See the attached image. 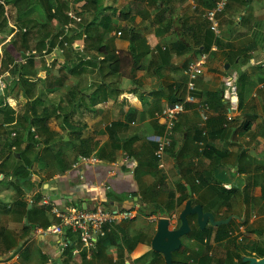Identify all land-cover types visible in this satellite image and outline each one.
Segmentation results:
<instances>
[{"label":"crops","instance_id":"obj_1","mask_svg":"<svg viewBox=\"0 0 264 264\" xmlns=\"http://www.w3.org/2000/svg\"><path fill=\"white\" fill-rule=\"evenodd\" d=\"M76 1H69L66 13L81 17L76 12L82 1ZM207 9L199 0H97L82 19L67 14V23L53 21L63 32L51 47L46 40L41 51L45 63L30 68L36 71L34 80L40 82L39 87L31 88V99H38L33 106L26 98L22 110H15L8 100L18 101L17 97L5 93L7 86L0 89V107L8 105L15 116L25 111L36 116L52 112L43 127L32 128L33 147L22 158L32 160V165L29 188L19 199L28 203V208L34 206L31 219L36 224L57 222L50 210L52 204L134 212L132 219L110 229L116 232L117 242L95 258L94 249L78 243L70 264H148L156 221L165 215L149 213L152 198L147 189L163 187L153 199L163 201L170 192L176 201L182 191L177 162L183 173L197 171L209 185L223 179V187H236L231 207H220V215L229 210L232 221L240 222L255 207L263 206L264 0H229L217 16V33L204 18ZM3 14L12 30L1 44L10 42L18 29L7 9ZM191 27L195 31L190 37ZM207 29L213 38L209 50L201 52L207 54V60L196 79V96L208 102L212 92H220L225 117L226 95L235 84L238 107L234 117L219 125V107L213 100L209 120L202 123L195 105L189 104L172 128L166 129L159 113L184 97V68L201 54L191 48ZM72 34L76 37L71 48L61 44L63 35ZM10 49L8 53L15 51ZM164 135L170 145L159 166L157 140ZM81 156L98 160L81 162ZM244 188L246 192H242ZM12 193L1 189L0 201L10 196L13 202ZM200 193L199 189L194 196L199 198ZM36 194L40 201L34 199ZM45 198L49 203H42ZM183 207H174L171 215L165 216L171 227L178 226ZM10 208L14 219H8L11 211L0 214V264H61L65 245L60 240L66 242L72 233L64 228L62 235L41 236L36 232L41 226L27 233L20 206ZM139 211L148 215L138 224ZM178 253L175 258H180L182 252ZM156 257L154 264H166L162 254Z\"/></svg>","mask_w":264,"mask_h":264},{"label":"trees","instance_id":"obj_2","mask_svg":"<svg viewBox=\"0 0 264 264\" xmlns=\"http://www.w3.org/2000/svg\"><path fill=\"white\" fill-rule=\"evenodd\" d=\"M3 4L0 3V32L4 29L6 32H10L12 28L8 27L6 17L4 16V4H9L13 6L15 10V22L19 25V33L21 34L22 44L18 47L19 51L24 52L29 49L28 40L37 38L35 41V48L37 51L41 52L43 47H45V42H50V47L53 44V40L57 39L59 35H61L62 26L56 27L53 24L54 20H57L61 25L68 22V16L66 10L69 9V0H2ZM82 1V5L80 9L77 10V14L81 16L84 15L85 11L89 10L90 7H94L97 3V0H77ZM203 5H206L208 8L211 7L215 0H199ZM229 2V0H228ZM35 9H38L42 12V14L33 13ZM33 10V11H32ZM4 30V31H5ZM193 30V28H192ZM205 31L200 35L199 39L196 40L195 44H193L192 48H195L198 52H202L205 50H209L211 39L213 38L210 30ZM18 31V30H17ZM33 32V33H31ZM81 34V32H79ZM194 34V33H193ZM15 35V34H14ZM14 35L11 37L10 42H13ZM36 36V37H35ZM74 36L73 34L70 36L63 35L61 38V44H66L69 48H71L72 40ZM185 41L187 40L184 38ZM47 40V41H46ZM185 43V42H184ZM202 46V47H201ZM3 55H5L6 63L4 65V69L7 67L6 64L12 62V58L9 55L7 50H4ZM131 55V53H130ZM132 58V56H131ZM33 60L32 58H28L27 65H22L20 68L14 63L11 68V73H18L19 76L17 78H11V82L6 83V91L7 95H13L14 91L15 95L21 94L27 100L28 104L31 106L34 105L35 101L38 99H31L30 96L31 90L34 88V83L30 82L29 76H35L36 71L31 70ZM3 69V70H4ZM124 74H129V72L123 70ZM32 88V89H31ZM16 89V90H15ZM19 91V92H18ZM220 92H212L210 95V99L208 100V105L212 108L211 102L217 101L218 116L216 117V122L219 125L224 121L225 117L221 114L223 111V102L221 100ZM196 95V90L194 92ZM185 95V93H184ZM183 98H180L181 100ZM207 100V99H205ZM204 100V102H205ZM1 104V103H0ZM225 109V108H224ZM54 112V111H53ZM33 113V114H32ZM30 111L20 112L16 116L14 115V110H12L8 105L0 107V174H2L1 180L4 178H8L6 185L13 189L15 196L17 199L14 200V204L16 206H20L22 215L25 218L23 222V229L28 233L30 229H33L35 226L47 227L48 224L38 222L36 224L35 221L30 219V214L35 213L34 206L28 208V203L20 200L21 196H24L26 193V188H29V178H30V167L32 165V160L29 158H24L23 161L17 165L12 167L11 170L5 169L3 164L9 159L10 155H14L16 159H22L23 154L33 147V141L31 139L34 138V132H32V128L36 129L37 127H43L44 123L52 112H47L45 114H37ZM35 116L38 118H35ZM209 120V119H208ZM213 122V118H212ZM41 123V124H40ZM249 125V123H247ZM14 133L11 136V133ZM25 132V133H24ZM24 135L26 137L24 138ZM22 143H25L23 148ZM14 146L15 149L12 150L11 147ZM207 145L205 149H207ZM18 153V155H17ZM181 165L177 162V170L179 175V180L182 183L181 194L176 201H173V195L170 192H166V196L163 201L159 199H153L150 206L149 213L156 212L159 215L170 216L174 207H182L184 206L187 199H191L192 204H201L204 210L210 211L214 214L216 219H226L229 215L219 216L216 213V210L222 206L227 207L228 209L231 207V202L234 199L235 193L237 191L236 187L231 186L229 189L223 187L220 182H216V185H209L207 180L202 177L197 171H188L184 173L181 171ZM185 167V166H184ZM190 169V168H189ZM198 181L195 183V181ZM5 181V180H4ZM1 186V185H0ZM187 186H189V190L191 194H188ZM155 192L158 193L155 195H159L162 192V188H158L157 190L153 188ZM200 189L201 193L199 194V198L194 195ZM247 188L242 189V192H246ZM263 198H264V188L262 189ZM150 193V192H149ZM154 196V197H155ZM36 201H40L41 196L36 194L34 196ZM153 201V202H152ZM220 206V207H219ZM145 209L147 207L143 206ZM264 207V204H263ZM188 223L190 226V231L188 234L184 235L189 242L190 245L183 247L181 250L182 255L180 258H174V253L182 248V242L176 251L172 252V264H212L215 261V264H245L242 261V257L249 255L255 257H262L264 252V238H254L251 239L248 236H244L242 238V244H239L238 236L232 234L233 229L231 227L232 220H230L226 224H220L218 226H213L211 224H207L204 228H200L195 215H188ZM179 223V221H178ZM247 231L250 233H257L258 235H264V226L258 227H248ZM122 239H124L122 237ZM117 234L113 230H109L105 236L98 238L92 254V258L98 257L101 252L107 248V246L117 242ZM211 240L216 244L224 243L225 249V257L224 258H214L211 257ZM128 240H125V243ZM80 243L77 240H74L73 234L68 233V239L66 240V245L63 250V259H61V264H70L69 260L71 259V253L75 248L76 244ZM81 244V243H80ZM213 244V243H212ZM206 248V252H205ZM210 249V250H209ZM86 253L83 252V257H85ZM152 258L150 259L148 264H154L157 260L156 256H161L160 253L151 250ZM68 259V260H67ZM123 264V262H121ZM81 264H85V262H81Z\"/></svg>","mask_w":264,"mask_h":264},{"label":"built area","instance_id":"obj_3","mask_svg":"<svg viewBox=\"0 0 264 264\" xmlns=\"http://www.w3.org/2000/svg\"><path fill=\"white\" fill-rule=\"evenodd\" d=\"M228 0H215L214 4L209 7L205 13L204 18L208 22L209 28L218 32V15L225 9ZM68 16L79 20V17L73 14L72 11L67 12ZM120 34V32H118ZM207 60V54L201 53L195 60L187 63L184 68V74L187 77L185 84V95L183 99L175 101L170 105L162 108L159 116L165 123L166 129H171L178 116L186 110L189 104L195 105L202 123L209 119L210 107L207 102L201 101L195 94L196 79L203 72L204 64ZM8 74V73H7ZM0 75V89L4 88L3 81ZM227 108L225 111V118L231 121L234 117V109L238 107V93L237 86L232 84L228 94L226 95ZM14 133H11L13 136ZM202 144V142H200ZM170 145V139L164 135L157 140L156 157L159 161V166H162V157L165 148ZM11 148H14L12 146ZM97 158L89 156H81V162H97ZM227 187V186H226ZM230 187V185L228 186ZM43 204L49 203L45 198L42 200ZM51 213L57 219L56 223L48 225L47 227H38L36 232L38 235L45 236L47 234L62 235L63 229H68L72 234L74 240L79 241L86 248H94L98 238L103 237L116 224L127 221L134 217V212L131 209L116 208V209H101V208H82L81 206L70 203L63 207H58L52 204ZM171 217H174L171 216ZM241 229V227H240ZM236 233V232H235ZM61 245H66V242L60 240Z\"/></svg>","mask_w":264,"mask_h":264},{"label":"rangeland","instance_id":"obj_4","mask_svg":"<svg viewBox=\"0 0 264 264\" xmlns=\"http://www.w3.org/2000/svg\"><path fill=\"white\" fill-rule=\"evenodd\" d=\"M0 1H2V0H0ZM69 1H71V0H69ZM73 3H75V2L73 1ZM4 8L8 10V17H9L10 20L12 18H15V10H14L13 6L7 5V7H4ZM33 13L36 14L37 16H38V14L39 15L42 14V12L40 10H38V9H35L33 11ZM80 18L81 17H79V19ZM17 26H18V29H17L18 31H16L12 43L11 42H5L4 44H1L2 42H4L6 40V36H7L8 32H6L7 30H5V29H4L5 31L3 30V31L0 32V53H2V63H1V66H0V73L3 72L4 65L6 63V60H4L5 59L4 58L5 55H3L4 50H8V48H11L10 50H12V48L15 49V51L12 50L11 52H9V55L12 58V62L6 64L7 65V67L5 68L6 70H4L5 72L2 73L3 76L1 77V80L3 81V83H5V82L6 83H9V81L11 82V78H13V79L14 78H17L18 79V77H19L17 75L18 73H11V68L14 65V63L17 65L18 68H20V66H22V65H27L28 58H32V60H33L32 67L33 68H34V65L37 68H40V66L45 63V60H44L45 57L43 56V53L37 51L36 48H35V41H37V38H36V40L35 39L28 40V42H29V44H28L29 45V49L25 50L24 52L19 51L18 47H20L21 44H22V38H21V34L19 33V25H17ZM192 28L193 27H191V29H190V37L194 35L193 33L195 31L194 28H193V30H192ZM31 33H33V32H31ZM10 44H12V45H10ZM51 69H53V68L49 67L50 72H51ZM35 76H29V77L31 78V80L35 81L34 80L35 79L34 78ZM31 80H30V82H32ZM233 80L237 82L239 79L236 76H234ZM184 81H185V83L187 81L185 75H184ZM32 83H34L33 87H35V86L36 87H39L38 85H40V82L38 80H36L35 82H32ZM5 86H6V84H4V88H5ZM15 92H17V91H14L13 96L17 97L18 101L8 100V102L10 104H12L13 106L15 105V110L19 111V110H22V106H23V102H24L25 98H23V96L21 94V91L20 92L18 91L19 94H17V95H15ZM0 102H1V100H0ZM253 115H254V112L248 114L249 117H253ZM20 148H22V146ZM11 149L14 150L15 147L14 148H11ZM14 157H15L14 155H10L8 157L9 159L3 164V167L5 166V169L11 170L12 167L17 166V165H19L22 162V159H16ZM1 177H2V174H0V178ZM4 180H1L0 181V185H1L0 186V191H1V189H11V188H9L6 185L8 178H4ZM218 181L221 183L224 180L223 179H220ZM228 186L229 185H227V187ZM11 190H13V189H11ZM147 190H148L147 193L150 192L149 194H151L152 198L158 193V191L155 192V190L153 189L152 186L148 187ZM12 196H14V197H12V200H11L13 202H10L9 201L11 199L10 196L3 197V199L0 201V204L2 203L3 206H4L3 208H0V214L1 215H8L9 214L8 212L11 211L10 206L11 205H14V199H17V197L15 196L14 191L12 193ZM257 208H259V209H257ZM219 211H220V209L219 210H216V213L219 216H226V215H229L230 214L229 210L223 211V213L221 215L219 214ZM12 212L13 211H11L10 216H8V219L9 218L10 219H14L15 218V215L12 214ZM143 215H148V213L145 214V213H142V211H139L138 212V215L136 217V220L138 221V224L144 220L142 218ZM31 216L32 215L30 214V219H31ZM18 223H21V222H18ZM7 224L8 223L6 222L5 225L7 226ZM237 225H242L243 226V231H240V229L238 228ZM251 226L252 227L264 226V207L263 206H259L258 205L257 207H255L253 209L252 212H250L249 215H245V219L243 221L242 220L240 222H234L233 221V223L231 224V227L233 229L232 230L233 233L235 231H237L238 234H240L241 232L244 233L242 238H244V236H248L251 239L259 238V239H262L263 240L264 235L262 236V235H258L257 234V236H256V234H252V233H250V232L247 231V228L248 227H251ZM181 242H182V248L180 250H178L177 252L174 253V258H175V256H177L179 254L178 252H181V250L183 249V247L191 244V242H189V240L185 236H182L181 237ZM241 242L242 241H240L239 244H242ZM22 244H23V242H22ZM223 244H224L223 242L222 243H219V244H217V243L215 244L211 240V247H212V248H210L211 249V252H212L211 257H214L216 259L217 258H224L225 257V249H224V245ZM205 252H206V248H205ZM180 254L182 255V253H180ZM212 264H215V261L212 262Z\"/></svg>","mask_w":264,"mask_h":264},{"label":"water","instance_id":"obj_5","mask_svg":"<svg viewBox=\"0 0 264 264\" xmlns=\"http://www.w3.org/2000/svg\"><path fill=\"white\" fill-rule=\"evenodd\" d=\"M188 194H191L189 186H187ZM188 215H196V220L200 228H204L207 223L218 226L226 224L230 217L226 219L216 220L210 211H204L201 204H192L191 199H187L183 209L178 215V226L171 227V222L168 217H159L156 221V232L151 240L152 250L163 255L166 264H172V252L179 249L181 245V237L188 234L190 226L188 223ZM243 262L247 264H264L263 256L256 258L254 256H243Z\"/></svg>","mask_w":264,"mask_h":264},{"label":"flooded vegetation","instance_id":"obj_6","mask_svg":"<svg viewBox=\"0 0 264 264\" xmlns=\"http://www.w3.org/2000/svg\"><path fill=\"white\" fill-rule=\"evenodd\" d=\"M202 207H203V206H202ZM203 210H204V209H203ZM204 211H207V210H204ZM213 215H214V214H213ZM195 216H196V215H195ZM229 217H230V220H232V219H231V215H229ZM214 218H215V216H214ZM227 218H228V217H227ZM215 219H216V218H215ZM244 219H245V218H244ZM244 219H243V220H244ZM216 220H220V219H216ZM230 220H229V221H230ZM243 220H242V221H243ZM196 221H197V220H196ZM229 221H228V222H229ZM232 223H233V221H232ZM207 224H209V223H207ZM207 224H206V225H207ZM242 224H243V223H242ZM237 226H238L239 229H240V227H241L240 231H243V226H242V225H237ZM235 232H236V233H235ZM235 232L232 233V234L238 236L237 238H238V240H239V242H240V241L242 240V237H243V234H244V233L241 232L240 234H238L237 231H235ZM252 234H255V233H252ZM241 235H242V236H241ZM256 236H257V233H256ZM240 239H241V240H240ZM246 256H249V255H246ZM254 257H255V256H254ZM256 258H259V257H256ZM244 263L247 264V262H244Z\"/></svg>","mask_w":264,"mask_h":264}]
</instances>
